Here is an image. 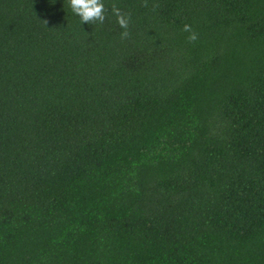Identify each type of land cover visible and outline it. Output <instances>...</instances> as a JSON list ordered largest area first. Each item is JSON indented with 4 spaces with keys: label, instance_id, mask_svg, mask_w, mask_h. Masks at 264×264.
Wrapping results in <instances>:
<instances>
[{
    "label": "trees",
    "instance_id": "trees-1",
    "mask_svg": "<svg viewBox=\"0 0 264 264\" xmlns=\"http://www.w3.org/2000/svg\"><path fill=\"white\" fill-rule=\"evenodd\" d=\"M103 2L0 0V264H264V0Z\"/></svg>",
    "mask_w": 264,
    "mask_h": 264
},
{
    "label": "clouds",
    "instance_id": "clouds-1",
    "mask_svg": "<svg viewBox=\"0 0 264 264\" xmlns=\"http://www.w3.org/2000/svg\"><path fill=\"white\" fill-rule=\"evenodd\" d=\"M69 5L73 14L77 15L82 23L103 24L106 20V8L103 0H69ZM142 6L149 7V0H142ZM155 11L160 7L156 0H153L151 5ZM111 12L116 17L118 25L124 30L121 32V40H126L130 37L129 26L131 22V14L121 11L116 4H112ZM47 24V21H45ZM183 31L190 33L187 37L189 43H194L198 39V34L192 30V26L185 24Z\"/></svg>",
    "mask_w": 264,
    "mask_h": 264
}]
</instances>
